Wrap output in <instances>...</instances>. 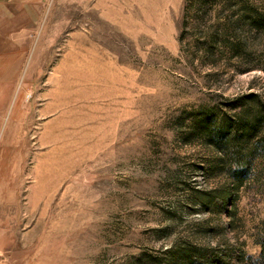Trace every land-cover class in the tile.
<instances>
[{"label": "rangeland", "instance_id": "374dc122", "mask_svg": "<svg viewBox=\"0 0 264 264\" xmlns=\"http://www.w3.org/2000/svg\"><path fill=\"white\" fill-rule=\"evenodd\" d=\"M28 4L0 19V264H264V0Z\"/></svg>", "mask_w": 264, "mask_h": 264}, {"label": "crops", "instance_id": "0c3cea01", "mask_svg": "<svg viewBox=\"0 0 264 264\" xmlns=\"http://www.w3.org/2000/svg\"><path fill=\"white\" fill-rule=\"evenodd\" d=\"M19 1H22V2H19ZM29 1H31V0H0V19H5V20L9 19L10 25H11L12 24L11 21L15 17H17L13 12L14 7L24 10V9L30 7L28 4ZM23 12H25V11H23ZM23 12L21 11V15H23ZM7 24H8V22H7ZM8 29H9L8 27H4V29H0V32L6 33ZM0 45L3 47L5 46L3 43H0ZM0 54L2 56H4L6 54V51L1 50Z\"/></svg>", "mask_w": 264, "mask_h": 264}, {"label": "trees", "instance_id": "16d2710c", "mask_svg": "<svg viewBox=\"0 0 264 264\" xmlns=\"http://www.w3.org/2000/svg\"><path fill=\"white\" fill-rule=\"evenodd\" d=\"M257 242L262 246V260L264 261V227L259 231V238L257 239Z\"/></svg>", "mask_w": 264, "mask_h": 264}]
</instances>
